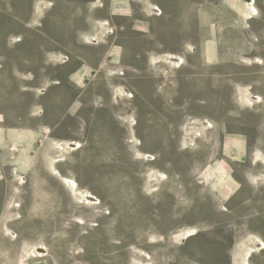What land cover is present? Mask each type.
I'll return each mask as SVG.
<instances>
[{"label":"rangeland","instance_id":"374dc122","mask_svg":"<svg viewBox=\"0 0 264 264\" xmlns=\"http://www.w3.org/2000/svg\"><path fill=\"white\" fill-rule=\"evenodd\" d=\"M8 1L0 0V9L4 10ZM10 1L11 6L7 5L9 15L13 14L18 17L24 16L25 3L32 4L33 17L30 30L32 38L30 41L52 49L62 48V45L69 47L72 39L71 33L84 28L87 25V18L91 21L93 18H102L104 11L101 9L104 8V4L107 6L110 2V0H95V3L87 6L83 11L75 0ZM87 1L82 0V2ZM226 1L225 5L230 6L244 26L248 27V22L253 18H245L246 20L241 18L242 13L238 6L240 1ZM146 2L161 8L163 13L174 12L175 20L169 22V27L176 31L184 26L182 20L188 18L191 20L192 29L214 28L216 11L214 2L220 6L219 0H111V12L114 14L116 24L113 23L110 26L106 19H98L94 23L96 35H84L82 43L96 46L105 43V38L114 34L115 42H120L130 49L134 43L131 38L135 33L134 29H138V34L141 31L139 24L137 27L135 22L139 23L137 20L143 18L142 11L148 17H160L148 15ZM256 6L259 15L254 18L255 29L260 32H257L258 37L255 36L254 54L264 56V33L261 31L264 26V0H256ZM206 20L208 21L205 22ZM40 21L45 24L44 27H39ZM163 26L167 27V22H162L161 19L151 23L154 31ZM2 28L3 31H7L4 32L5 35L10 36L6 50L15 57H23L29 46L20 45L23 38L16 34L19 27L5 24ZM48 29H53L56 33L52 31L46 34ZM62 31L65 34H62ZM198 35L197 32H192V40L203 36L197 37ZM49 39L56 41L58 45L51 44ZM92 39H100V42L94 43ZM153 39L152 35L148 43ZM187 50L192 55H203L204 52L209 56L215 55L213 47L196 49L194 46H189ZM54 56V53L50 51L49 57L52 59L58 57L62 63L69 60L68 56L63 53ZM241 63H200L196 58L185 61L182 56L169 53L160 58H152L148 63H138V69L135 72L131 67L125 72L122 69L116 72L110 71L108 75L118 76L121 78L120 82L125 84L112 85L111 97L109 93H104L106 97L81 96L80 99L83 104L86 102V105L82 104L78 114L85 123L91 120L103 121L100 115L103 113L105 115L106 112L100 111L102 109L99 108V104H105L113 113L115 120L126 125L129 129V134L125 136L126 144L129 145L131 154L123 153L122 144L119 146L118 142L108 139L102 131L100 122V137L97 144L90 145V140L88 142L85 139L83 146L79 141H67L63 144H56L54 149L47 152L39 153L36 146H33L31 150L21 152L19 159L16 160V163H20L17 165L20 175H10L7 179L1 180L10 188L13 185L17 186L18 183L21 185V191L16 194H21L22 198L14 204L16 212L7 223L10 229H5L6 235L11 240L10 246L14 247L16 253H19L16 255L15 263L154 264L153 262L161 261V253L165 250H159L161 253L158 252L151 256L144 248L146 246L145 237L151 234V238H154V233L172 235L179 229V226L190 227L181 235H177L176 245L184 244L195 237L199 233L198 227L205 229L199 234L200 238L208 237L209 235L205 234L211 232L212 239L217 243H221L223 238L231 239L233 246L230 250V257L228 256L230 264H238V256H241L249 245L264 243L263 202H260L259 196L256 195L255 203L249 207L242 206L237 213L245 218L238 223L234 222L230 210L233 206L236 207L237 199H242L252 192L246 193L245 190H240L232 201L230 198L235 194V189L230 179L223 173L226 169L223 164L218 163L208 170L210 185L204 182L199 183L200 177L190 179L194 181L192 185L195 188L205 186L213 195L217 192L218 196L225 200L229 199L226 202L227 205L220 207L218 212H214V209L208 205L209 203L207 204L209 207H197L200 200L194 191L190 192V197L183 206L168 207L167 195L160 192L158 187L159 183L166 181L168 175L166 172L155 171L151 164L155 162V165H158L159 163L150 153L151 148L155 147L151 143L150 136L157 132V126L165 125L166 120L181 122L180 120L187 114L191 116H198L201 113L214 114L215 89L210 86V82L213 83L214 78L220 76L219 72H229L230 75L235 71L241 73L249 69L247 66H262L263 60L258 57H244ZM261 76L264 77V73ZM95 81L96 78L87 79L83 84L81 76L74 77V84L79 88L84 85H93ZM113 83L116 84L114 81ZM48 87L49 85L38 87L34 93L37 97L44 96ZM90 90L99 92V88L95 85ZM239 92L237 97L244 106L262 103V97L250 93L247 87ZM224 98L227 99L225 92ZM40 112L42 113V110L37 115ZM187 123L186 129H181V135L182 140L183 138L188 139L189 142L183 144L185 149L177 148L175 145L174 149L178 152L175 156L178 159L175 162H185L187 167H193L196 164L195 141L204 137V130L211 129L212 123L206 119L200 121L199 124L196 121H187ZM106 124L104 129L110 132L109 134L119 136L116 127L109 123ZM137 124L145 137L143 143L134 131ZM200 124L203 127L201 130L196 126ZM178 131L177 127L169 129V132L175 136L174 139L179 136ZM28 133L29 131L25 132V134ZM75 144L80 147L77 148ZM165 147H161L162 150H169ZM174 149L171 148V151L173 152ZM258 155L256 153L254 161L264 164V155ZM182 157L185 158L182 159ZM160 161L166 162L165 159ZM169 172L172 173V169ZM140 181L143 182L145 188L142 193L140 190L142 182ZM250 185L258 187L257 179L252 177ZM210 195L207 194L206 198L208 202L213 203L215 198ZM87 196L95 198V204H88ZM178 210L187 218L184 223L182 220L178 222L176 218H173V212ZM204 219L206 223H200V220ZM248 220H251L250 224L247 223ZM6 222V220L0 221V229ZM187 233L191 236L185 240ZM194 242L198 248L197 251L204 249L201 241L194 240ZM2 244L0 241V247ZM254 247L250 264H264V249L261 250L256 245ZM168 251L178 252L175 247L167 249ZM141 257L144 259L143 262ZM2 262L3 257L0 256V263ZM162 262L172 264L164 262V259Z\"/></svg>","mask_w":264,"mask_h":264},{"label":"crops","instance_id":"0c3cea01","mask_svg":"<svg viewBox=\"0 0 264 264\" xmlns=\"http://www.w3.org/2000/svg\"><path fill=\"white\" fill-rule=\"evenodd\" d=\"M219 2L220 6L214 2L216 9L214 28L192 29L191 20L188 18L182 20L184 26L176 31L169 27V22L175 20L174 12H165L160 17H148L142 11L143 18L137 20L139 23L135 22V26L138 27L139 24L141 31L138 34V29H134L135 33L131 37L134 43L130 49L120 42H115L114 34L106 37L105 43L96 46L82 43L84 35H96L94 23L98 19H106L110 26L113 23L116 24L114 14L111 12L110 0L102 18H93V21L87 18V25L84 28L71 33L72 39L69 47L62 45V48L52 49L45 45L40 50V44L29 41L25 44L29 46V49L26 48L23 57L0 52V221H7L0 229V241L3 243L0 247L3 262L0 264H16V255L19 254L15 252L14 247L10 246L11 240L6 235L5 229L9 228L8 220L16 212L14 204L22 198L21 194H16L21 191V185L18 183L17 186L13 185L10 188L1 182L10 175H20L17 166L20 163H16L19 154L28 149L31 150L33 146H36L38 152L41 153L54 149L56 144L80 141L78 133L82 122L78 113L83 104L81 96L99 97L104 93H109L111 97L112 85L125 84L120 82L121 78L118 76L108 75L110 71L116 72L122 69L125 72L131 67L135 72L138 69V63H148L152 58H160L169 53L180 55L185 61L196 58L200 63H241L244 57H258L263 60V65L247 66L248 70L241 73L231 72V75L229 72H219L220 76L215 77L213 83L210 82V86L215 89L214 114L201 113L198 116L187 114L180 120L181 122L177 123L174 122L175 120H166L165 125L157 126V132L151 134V143L155 147L151 148L150 153L159 161L158 165H155V162L151 163L153 169L157 172H166L168 175L166 183L158 184L160 185L158 186L159 191L167 195V206H183L190 197V192L194 191L200 200L197 207L202 208L209 205L214 212H218L220 207H225L229 199L225 200L218 196L217 192L213 195L205 186L195 188L192 185L194 181L190 180L191 177H200L199 183L204 182L210 185L207 172L218 163L226 167L223 173L230 179L235 189L231 200L240 190H245L246 193L252 192L242 199H237L236 207H249L252 201L257 199L256 195L259 196L260 202H264V164L254 161L256 153L259 154L258 156L264 155V77L261 76L264 73V56L254 54L255 36L258 37L260 30L255 29V19L249 21L248 27H245L234 10L225 5L226 0H219ZM159 18L162 22H167V27L163 26L154 31L151 23L157 19L160 20ZM5 24H9L7 5L4 10L0 9V51L6 50L8 37H10L9 34L7 36L4 33L7 31H3L2 26ZM52 31L55 30L48 29L46 34ZM261 31L264 33V26ZM192 32H197L199 34L197 37L203 36L192 40ZM62 34L65 33L62 31ZM152 35L154 39L148 43ZM189 46H194L196 49L213 47L215 55L209 56L205 52L203 55L194 53L192 55L187 50ZM50 51L55 56L63 53L68 56L69 60L62 63L58 57L54 56L55 59H52L49 57ZM77 75L83 78V84L87 79L96 78V81L93 85H84L79 88L74 84V77ZM46 85H49L46 94L37 97L34 91ZM94 85L99 88V92L90 90ZM244 87H247L250 93L260 95L262 103L244 106L237 97L240 94L239 90H243ZM224 92L227 99L224 98ZM83 105H86V102ZM41 110L42 113L37 115ZM204 119L212 123V128L204 130V137L195 141L196 164L193 167H187L185 162L176 163L175 160L178 157L175 156L178 152L174 149L175 145L177 148L185 149L183 144L189 142L188 139L183 138L182 140L181 129H186L187 121H196L199 124ZM196 126L199 130L203 128L201 124ZM174 127L179 130V136L176 139L169 132V129ZM165 129L166 132H164ZM27 131L29 133L25 134ZM139 139L144 142L143 138ZM161 147L169 150L164 151ZM171 148L174 149L173 152ZM143 150L146 149L143 148ZM164 159L166 162L160 161ZM169 167L172 173L169 172L171 170ZM252 177L257 179L258 187L250 185ZM144 189L142 182L141 193ZM207 194L215 198L213 203L208 202ZM234 208L235 206L230 210L232 216ZM173 218H176L178 222L182 220L183 223L187 219L179 210L173 212ZM200 223H206V220H200ZM189 227L179 226V229L172 235L154 233V238H151L152 235L147 234L144 243L147 253L154 256L159 250H165L163 253L159 252L162 257L161 261L152 262L163 264L164 259V262L172 264H230V252L197 251L196 243L192 240L194 237L184 244L176 245L177 235H181ZM173 247L178 251L177 253L167 252V249ZM143 260L141 257L142 262Z\"/></svg>","mask_w":264,"mask_h":264},{"label":"flooded vegetation","instance_id":"af4514ba","mask_svg":"<svg viewBox=\"0 0 264 264\" xmlns=\"http://www.w3.org/2000/svg\"><path fill=\"white\" fill-rule=\"evenodd\" d=\"M76 3L80 6H81V9L84 11V9L87 7V6H90L91 4L95 3V0H88L87 2H82V0H75ZM11 1L9 0L5 5H8V6H11ZM104 4V3H103ZM54 5L56 6L57 5V2L54 3ZM54 6V7H55ZM32 4L29 2V3H25L24 5V16H21V17H18V16H14L13 14L9 15V24L11 25H17L19 27V30L17 31L16 34H19L22 36L23 38V42L20 43L25 45L26 43H28L32 36H31V23H32V17H33V12H32ZM83 7V8H82ZM104 11L103 15L105 14V10H106V5L104 4V8L101 9ZM39 27H44L45 24H43L42 21H40L39 23ZM37 31V30H35ZM34 39V38H33ZM51 44H55V45H58L56 41H53L51 39H49ZM41 45V44H40ZM41 48L43 46H40ZM1 53H4V54H9V52L7 50L5 51H0ZM11 55V54H10ZM102 96L106 97L105 94H103ZM93 105V103H92ZM99 108L102 109L100 111H105L106 114L104 115V113L102 115H100V117H102V119H104L103 121H100V120H91L87 123H85L84 120L80 119L81 122H82V126L80 127L79 129V133H78V136H79V139L82 143V146L83 144L85 143V139L90 140V145H94V144H97L98 143V139H99V128L101 127L102 128V131H104V134L106 136H108V139H112L114 140L115 142H118L119 146L120 144H122L124 146V151L123 153H126V152H130V147L129 145L126 144V138L125 136L129 134V129L126 127V125L118 122L115 120L114 118V115L113 113L108 109V106L106 107V105L104 104H99ZM104 108H107V109H104ZM108 110V111H106ZM131 114V113H130ZM99 122L101 123V126L99 125ZM105 124H104V123ZM106 123H109V124H112L114 127L117 128V131L119 132V136H116V135H112V134H109L110 132H107L106 129H104V126L107 125ZM135 131V134L136 136L138 137H141V138H145L143 136V132L140 131L139 127H138V124L137 126L135 127L134 129ZM143 143V142H142ZM142 182V181H140ZM140 186V185H138ZM256 197V196H255ZM253 203H255V200L252 201V203L250 205H252ZM264 204V202H263ZM264 206V205H263ZM242 206H237L233 209V216H232V220L236 223H238L240 220H243L245 217L244 216H240V215H237L239 209L241 208ZM251 222V220L247 221V223ZM250 224V223H249ZM199 229V233L197 234L198 237H194L192 240H196V241H201V245L203 246V252H209V251H218V252H222V253H226V252H230V250L232 249V242L228 239H221V243H217L215 240L212 239V236L213 234L211 232L209 233H206L205 235H209L208 237L206 236H202V238H200L201 236H199V234L201 232H203L205 229Z\"/></svg>","mask_w":264,"mask_h":264},{"label":"bare ground","instance_id":"6f19581e","mask_svg":"<svg viewBox=\"0 0 264 264\" xmlns=\"http://www.w3.org/2000/svg\"><path fill=\"white\" fill-rule=\"evenodd\" d=\"M239 1H240V3H239L238 6H239V8L241 10L240 12L242 13V17H241L242 19H244V20H246L245 18H249V19L253 18L254 19V18H256L259 15L258 8L256 6V0H239ZM145 7H146V9L148 11V15L161 16L163 14V11H162L161 8L155 7L152 4H150V3L146 2L145 3ZM92 40H93L94 43H99L100 42V39H96V40L92 39ZM54 83H57V82H54ZM40 91H42V90H40ZM126 95H128V93ZM129 95L132 97L131 94H129ZM75 145L78 146L77 148L80 147V145H78V144H75ZM72 185L75 186V184H73V183H72ZM86 199L89 201V202H87L88 204H95L94 203L95 198H93L92 196H87ZM190 236L191 235H189V233L185 234V237H184L185 240H187ZM253 244H255V243H253ZM253 244L251 246L249 245L246 249H244V251H243L241 256H238V260H237V262H239L238 264H250V259H251L252 255H253V249L255 248L254 247L255 245L260 247L261 250L264 249V243H258V244H255V245H253Z\"/></svg>","mask_w":264,"mask_h":264},{"label":"water","instance_id":"95a60500","mask_svg":"<svg viewBox=\"0 0 264 264\" xmlns=\"http://www.w3.org/2000/svg\"><path fill=\"white\" fill-rule=\"evenodd\" d=\"M39 49L42 50V48L39 46Z\"/></svg>","mask_w":264,"mask_h":264}]
</instances>
